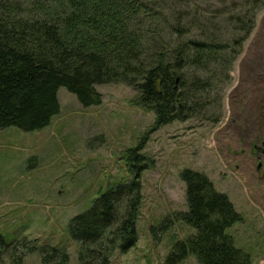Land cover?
<instances>
[{
	"label": "trees",
	"instance_id": "obj_1",
	"mask_svg": "<svg viewBox=\"0 0 264 264\" xmlns=\"http://www.w3.org/2000/svg\"><path fill=\"white\" fill-rule=\"evenodd\" d=\"M224 10L200 16L192 0H0V131L33 133L60 114L65 88L85 109L102 103L97 87L124 85L133 105L154 113V129L201 117L254 32L264 0H216ZM222 97V96H221ZM223 99V98H222ZM218 102V99H217ZM127 151L132 180L73 219L80 264H109L114 251L138 242L142 173L154 162ZM188 212L181 220L197 234L180 242L167 264H251L227 229L243 221L204 175L185 170ZM164 227V230H166ZM44 263L51 254L44 252Z\"/></svg>",
	"mask_w": 264,
	"mask_h": 264
},
{
	"label": "rangeland",
	"instance_id": "obj_2",
	"mask_svg": "<svg viewBox=\"0 0 264 264\" xmlns=\"http://www.w3.org/2000/svg\"><path fill=\"white\" fill-rule=\"evenodd\" d=\"M192 1L190 12L200 16L225 9L216 0ZM231 78L201 117L160 129L154 113L133 105L132 89L114 84L97 87L102 103L89 109L61 88L60 114L49 127L0 131V264H45L51 249L80 264L71 222L132 180L127 151L140 146L154 165L142 173L138 242L114 251L109 264H167L175 246L197 234L180 218L188 212L185 170L228 198L243 221L227 235L251 264H264V10ZM48 263L62 264V256L51 254Z\"/></svg>",
	"mask_w": 264,
	"mask_h": 264
},
{
	"label": "water",
	"instance_id": "obj_3",
	"mask_svg": "<svg viewBox=\"0 0 264 264\" xmlns=\"http://www.w3.org/2000/svg\"><path fill=\"white\" fill-rule=\"evenodd\" d=\"M260 151H262V153L264 154V142L262 143V148L260 149Z\"/></svg>",
	"mask_w": 264,
	"mask_h": 264
}]
</instances>
